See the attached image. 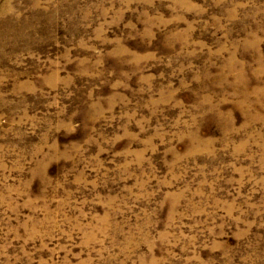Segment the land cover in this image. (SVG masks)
Masks as SVG:
<instances>
[{
    "label": "rangeland",
    "instance_id": "obj_1",
    "mask_svg": "<svg viewBox=\"0 0 264 264\" xmlns=\"http://www.w3.org/2000/svg\"><path fill=\"white\" fill-rule=\"evenodd\" d=\"M0 264H264V0H0Z\"/></svg>",
    "mask_w": 264,
    "mask_h": 264
}]
</instances>
